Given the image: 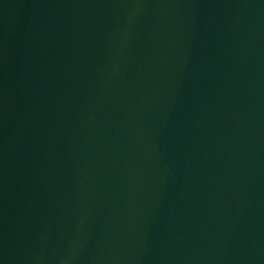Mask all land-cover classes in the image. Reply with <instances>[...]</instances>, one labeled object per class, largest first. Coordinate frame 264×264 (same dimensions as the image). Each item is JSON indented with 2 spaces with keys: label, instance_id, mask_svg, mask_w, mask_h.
<instances>
[{
  "label": "water",
  "instance_id": "95a60500",
  "mask_svg": "<svg viewBox=\"0 0 264 264\" xmlns=\"http://www.w3.org/2000/svg\"><path fill=\"white\" fill-rule=\"evenodd\" d=\"M0 264H264V0H0Z\"/></svg>",
  "mask_w": 264,
  "mask_h": 264
}]
</instances>
